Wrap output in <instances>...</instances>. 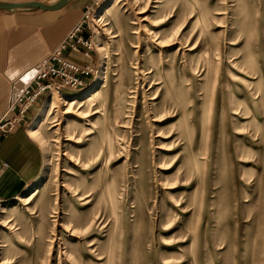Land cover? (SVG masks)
I'll return each instance as SVG.
<instances>
[{
    "label": "rangeland",
    "instance_id": "374dc122",
    "mask_svg": "<svg viewBox=\"0 0 264 264\" xmlns=\"http://www.w3.org/2000/svg\"><path fill=\"white\" fill-rule=\"evenodd\" d=\"M110 2L88 4L89 85L28 123L42 167L0 202V264H264V0Z\"/></svg>",
    "mask_w": 264,
    "mask_h": 264
},
{
    "label": "crops",
    "instance_id": "0c3cea01",
    "mask_svg": "<svg viewBox=\"0 0 264 264\" xmlns=\"http://www.w3.org/2000/svg\"><path fill=\"white\" fill-rule=\"evenodd\" d=\"M91 3L92 0H71L66 6L71 4L72 10L67 9L63 15H57L63 8L42 13L0 10V118L14 99L16 88L23 86L22 73L59 45ZM69 57L79 64L98 65L94 53L86 57L81 51H73ZM40 103L29 111L26 122L2 138L0 202L22 195L41 171L43 150L28 131Z\"/></svg>",
    "mask_w": 264,
    "mask_h": 264
},
{
    "label": "built area",
    "instance_id": "2783aa9c",
    "mask_svg": "<svg viewBox=\"0 0 264 264\" xmlns=\"http://www.w3.org/2000/svg\"><path fill=\"white\" fill-rule=\"evenodd\" d=\"M92 16L88 9L57 47L22 73L23 86L16 88L14 99L0 118V148L2 138L26 122L29 111L45 101L50 93L78 91L89 85V79L98 70L91 64L77 63L69 54L81 51L86 57L92 56L96 47L93 36L88 33Z\"/></svg>",
    "mask_w": 264,
    "mask_h": 264
},
{
    "label": "bare ground",
    "instance_id": "6f19581e",
    "mask_svg": "<svg viewBox=\"0 0 264 264\" xmlns=\"http://www.w3.org/2000/svg\"><path fill=\"white\" fill-rule=\"evenodd\" d=\"M120 0H111V2H110V4H109V6H107L106 8H105V10H104V12H109L110 11V9H111V6H114L115 4H117L118 2H119ZM140 20H146L147 18L145 17V18H142V17H140L139 18ZM150 28V27H149ZM149 37H147V38H149V40L151 41V42H153L155 45H157V46H159V47H170V45L174 42V43H176L175 41H173L171 38H164L163 37V35L161 34V35H159V34H156V35H154V33L152 32V31H150L149 32V34L148 33H146ZM163 37V38H162ZM190 50L191 49H193V47H190L189 48ZM143 72V70H142V68H141V66H136V81H135V85L132 87V89H131V97L132 98H136L137 97V95H138V93L140 92V90L142 89V87L144 88V83L145 82H147V77H145V76H142V73ZM150 72H152L151 70H149V71H147V73H150ZM153 86L151 85V86H149V88H152ZM149 95V94H148ZM151 99L152 100H155V99H157V97L156 96H153V97H151ZM63 103V102H62ZM64 104H66V105H69V107H68V109H67V111L66 112H69L70 111V108L71 107H73L74 105H77L78 104V100H76V98H73V99H71V100H69L68 102H66L65 101V103ZM60 105V101H59V99H58V97L56 96V95H50L48 98H47V100L44 102V104H43V106H42V108H41V114H40V116H41V119H43L44 117H46L47 115H48V113L50 112V111H52L54 108H56V107H58ZM149 105H152V104H149ZM150 107V106H149ZM98 111H95V112H93V113H97ZM147 112V114H150V116L151 117H153L151 120L153 121V122H157V123H161L162 121H163V119H161V117L162 116H164V111H157V112H155V113H153L152 112V109H150V108H148V110L146 111ZM83 113V112H82ZM80 114L81 113H78V115L80 116ZM83 114H85V113H83ZM92 114H86V117H89V116H91ZM150 119V118H149ZM148 120V119H147ZM44 121V120H43ZM85 122L86 123H88V124H90L91 125V132H94V128H96V126H95V124L93 123V122H91V120L90 119H85ZM38 124V123H37ZM151 124V123H150ZM166 124V123H165ZM163 125V124H162ZM36 126H38V125H36ZM155 127V126H154ZM36 130V127L35 128H32L30 131H31V133L32 134H36V132L37 131H35ZM156 137H163V138H165V135H164V133L160 130V131H158L157 132V134H156ZM166 137H168V136H166ZM107 143H109V141L107 142ZM165 145V144H164ZM162 148V147H161ZM102 150H104V140L103 141H101V143L98 145V147L96 148V153H97V157H99L100 155H101V152H102ZM166 150H167V148H166ZM107 152H108V154H109V157H111L112 156V154H113V150H112V147H111V145H110V143H109V145H108V147H107ZM75 159V158H74ZM79 160V159H78ZM79 162V161H78ZM79 163H81V161L79 162ZM159 166V165H158ZM161 167V166H160ZM162 168V167H161ZM110 185H112V182L111 181H109L108 183H107V188L110 186ZM163 186V185H162ZM165 187V186H164ZM163 187V188H164ZM167 188V187H166ZM111 194V196L112 195H114V192H111L110 193ZM110 197V196H109ZM88 223V222H87ZM6 223H4L3 225H5ZM86 224V223H85ZM87 228V227H86ZM86 228H84L83 230V233H85L86 231H85V229ZM68 229H70V231H74L73 229H72V227H71V225H69L68 226ZM3 263H7V262H3Z\"/></svg>",
    "mask_w": 264,
    "mask_h": 264
},
{
    "label": "water",
    "instance_id": "95a60500",
    "mask_svg": "<svg viewBox=\"0 0 264 264\" xmlns=\"http://www.w3.org/2000/svg\"><path fill=\"white\" fill-rule=\"evenodd\" d=\"M71 0H54V1H4L0 0V10L10 12H30L34 10L56 11L65 7Z\"/></svg>",
    "mask_w": 264,
    "mask_h": 264
}]
</instances>
